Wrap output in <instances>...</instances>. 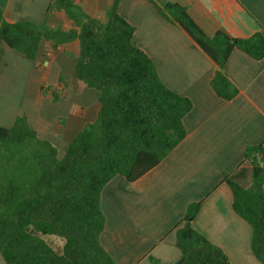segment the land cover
Listing matches in <instances>:
<instances>
[{"label":"crops","instance_id":"obj_1","mask_svg":"<svg viewBox=\"0 0 264 264\" xmlns=\"http://www.w3.org/2000/svg\"><path fill=\"white\" fill-rule=\"evenodd\" d=\"M50 1L0 0V10L8 22L29 19L74 28L63 11L47 14ZM155 1L184 6L208 35L222 30L247 37L264 31V0ZM73 2L105 21L112 0ZM117 11L135 28L133 45L151 58L164 85L188 97L192 107L182 119L184 138L155 167L132 182L115 174L103 185L100 245L114 264H176L181 257L176 230L187 205L200 202L192 227L220 247L231 264H262L250 249L251 226L232 209L226 179L248 187L251 165L244 160L245 148L260 143L264 148V57L231 52L224 71L237 93L225 100L210 84L216 63L182 27L165 20L147 0H119ZM0 48V126L24 116L60 157L75 134L96 120L100 108L99 92L75 73L78 40L54 46L42 39L33 60L4 42ZM0 264H6L1 255Z\"/></svg>","mask_w":264,"mask_h":264},{"label":"trees","instance_id":"obj_2","mask_svg":"<svg viewBox=\"0 0 264 264\" xmlns=\"http://www.w3.org/2000/svg\"><path fill=\"white\" fill-rule=\"evenodd\" d=\"M147 1L213 59L217 68L210 84L225 100L237 93L224 71L231 52L264 57V31L247 37L222 30L208 35L179 3ZM118 3L112 0L101 21L73 0H51L47 14L63 11L74 23L66 30L29 19L8 22L0 10V42L30 60L42 39L54 46L77 39L76 76L99 92L100 103L96 120L75 134L60 157L57 147L39 138L24 116L9 127L0 126V255L6 264H114L99 243L101 188L115 174L129 182L138 179L185 136L182 119L191 100L165 86L151 58L133 45L135 28L118 13ZM64 91L66 95L68 89ZM51 93L56 100V90ZM244 160L251 165L250 185L226 181L233 211L251 226V252L264 264L262 144L246 146ZM199 207L200 202L189 203L176 230L181 251L176 264H231L220 247L192 227Z\"/></svg>","mask_w":264,"mask_h":264},{"label":"rangeland","instance_id":"obj_3","mask_svg":"<svg viewBox=\"0 0 264 264\" xmlns=\"http://www.w3.org/2000/svg\"><path fill=\"white\" fill-rule=\"evenodd\" d=\"M55 241H56V240H55ZM57 241H58V240H57ZM57 241H56V243H58Z\"/></svg>","mask_w":264,"mask_h":264}]
</instances>
